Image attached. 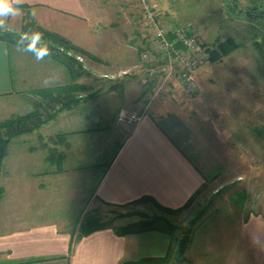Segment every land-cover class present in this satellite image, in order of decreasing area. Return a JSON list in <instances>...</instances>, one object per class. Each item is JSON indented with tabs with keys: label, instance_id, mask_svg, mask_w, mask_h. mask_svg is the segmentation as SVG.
<instances>
[{
	"label": "rangeland",
	"instance_id": "374dc122",
	"mask_svg": "<svg viewBox=\"0 0 264 264\" xmlns=\"http://www.w3.org/2000/svg\"><path fill=\"white\" fill-rule=\"evenodd\" d=\"M93 1L96 13L94 51L86 55L60 48L64 54L76 61L74 76H71L70 70L64 64L35 52L44 44L49 48V44L53 45L52 48L60 46H55L54 42L37 35L32 27L26 31L0 29V32L13 34L14 39L8 44L11 63H14L16 51L19 50L26 53L23 57L27 61L32 59L36 64L41 60L50 62L48 74L52 76L47 80V86L31 84L28 90L16 92L12 97H0V121L31 112L40 100L37 89L58 86L56 83L63 85L73 82L83 89L77 94L81 101L72 106V111L68 113L69 118L72 120L79 115L88 114L89 120L91 118L95 122V134L103 138L100 142L96 139L89 140L88 134V140L83 141L81 146L95 144L98 150H103L95 152L94 148H82L84 154L83 158L80 157L83 159L81 162H78L79 157L65 158L63 170L60 171L62 174L57 175V179L51 176L50 180L45 178L29 182V198L34 203L37 200L40 209L47 208L48 212L41 215L44 219L55 221L63 231L75 230L80 218L92 210L98 211L102 220L111 227L125 226L143 220L146 218L145 214L150 216L159 213L149 203L115 206L96 199L90 201L92 181L86 178L89 174H96L114 155L117 141H112L113 135L115 134L118 141L122 137V134L115 131V125L125 128L129 133L135 124L116 122L118 125H113L111 118L114 115L122 110L139 112L131 106L132 103H149L152 96L158 98L171 95L170 98L177 107L176 103L180 101L182 105L188 98L186 95L195 98L198 93H203L208 96L207 101H202L199 105L192 102L193 112L190 119L197 125L194 127L198 132L194 144L195 154L191 158L208 180L189 207L174 215L164 214V217L174 225L182 227L195 220L185 252L186 261L182 264H221L215 254V242L221 237L241 236L244 222L249 215L264 217V141L254 132L255 129L264 127V24L253 25L245 16V10L250 6L256 8L254 13L263 11L264 0H151L155 5L159 24L180 25L195 34L203 44L206 57L195 66V89L192 91L183 88L176 78L164 79L163 75H157L154 80H145V73L152 65L159 67L165 61L151 53L154 44L150 31L143 26V11L138 0ZM227 37L234 38L239 46L229 54L210 61L207 50L214 48L217 41ZM28 42L34 43L32 50L21 45ZM35 43L40 44L35 47ZM143 52H149L148 59L141 57ZM204 63L206 65L198 75L196 70ZM35 73L39 74L40 70ZM86 99L91 100L85 104L82 101ZM89 106H92L91 112ZM195 109L197 110L194 111ZM115 110L118 111L117 114ZM64 127H68V123L60 124L52 120L43 124L41 130L37 128L14 137L9 142L5 158L10 155L18 159H14L11 167L6 159L5 171L25 168L31 161L30 156L37 158L38 154H46L48 150L42 144L50 145V137ZM11 142L15 144L12 145ZM62 142L64 143L57 141L54 144L56 150L61 148ZM99 145L101 146L98 147ZM63 151L67 156L68 152L65 149ZM74 162H78V165ZM74 166L79 167L78 171L72 172ZM43 167L54 169L55 166L46 164ZM6 177L2 175L0 185L12 178ZM37 185H40L39 188ZM4 193L5 191L3 195ZM172 232L169 235L149 230L126 234L143 239L144 244L153 243L151 247H154V252L150 254L149 247H144L141 250L146 249L149 254H141L133 260L163 256L182 237L180 230L174 229Z\"/></svg>",
	"mask_w": 264,
	"mask_h": 264
},
{
	"label": "crops",
	"instance_id": "0c3cea01",
	"mask_svg": "<svg viewBox=\"0 0 264 264\" xmlns=\"http://www.w3.org/2000/svg\"><path fill=\"white\" fill-rule=\"evenodd\" d=\"M92 1L22 0L20 7L23 14L9 18L5 29L26 31L31 27L36 30L35 27H38L56 33L73 45L92 53L96 33V13ZM8 44L0 40V97H12L16 92L25 91L31 84L47 86V80L51 76L48 74L50 62L41 60L36 64L32 59L27 61L24 59L26 53L17 50L15 61L11 63ZM205 65L204 63L196 70L198 75ZM38 70L40 73L36 74ZM147 87L150 88L149 85ZM170 96H152L149 103H132L131 106L139 110L141 117L131 127L129 134L125 128L115 125L117 115L110 117L111 124L117 129L115 131L122 134V137L118 141L113 135L112 141H117L114 155L96 174H89L86 178L92 181L90 201L96 199L104 204L122 206L147 195L162 206L177 208L206 185L208 179L191 158L195 154L198 129H195L196 124L191 122L190 116L193 112L192 104L199 105L202 101H207L208 96L198 93L195 98H190L186 95L188 98L184 100L183 106L177 101V107ZM90 100L82 102L87 104ZM89 108L91 112L92 106ZM72 109L61 111L53 119L60 124L68 123V127L58 131L66 132L68 138L58 150L65 149L68 152L66 159L83 158L82 148H94L95 152H101L103 149L98 150L95 144L81 146L89 136V140L96 139L98 142L103 138L95 134V122L91 118L89 120L88 114L71 120L68 113ZM114 112L118 113L117 110ZM38 129L41 130V126ZM45 146L46 149L56 148L52 143H43L42 147ZM6 159L11 167L18 158L8 155L3 160L1 174L12 178L2 184L5 193L0 199V264H121L123 261L136 259L141 254L154 252V247H151L153 243L144 244L143 239L117 235L111 228L101 229L72 241V231H63L55 221L44 219L41 214L48 212L47 208L40 209L39 202L36 200L34 203L27 192L29 182L45 178L50 180L51 176L57 179V175L62 174L55 167H43L50 164L48 152L38 154L37 158L30 156V167L27 165L22 169H11L10 172L5 171ZM82 160L80 158L78 162ZM78 162L74 164L78 165ZM77 169L79 167L74 166L71 170L76 172ZM215 243L218 251L215 254L221 264H264V217L249 215L241 236L221 237ZM144 247H149V253H146V249L141 250Z\"/></svg>",
	"mask_w": 264,
	"mask_h": 264
},
{
	"label": "trees",
	"instance_id": "16d2710c",
	"mask_svg": "<svg viewBox=\"0 0 264 264\" xmlns=\"http://www.w3.org/2000/svg\"><path fill=\"white\" fill-rule=\"evenodd\" d=\"M254 6L247 7L245 10V16H247L249 23L251 24H264V10L259 12H253ZM234 11V9H232ZM36 28V34L44 37L43 39H48L53 45L49 44L50 48L47 47V44H44L43 47L39 46L40 43H35V47L39 46L35 52L45 55L55 61H58L64 64L67 69L70 70L71 76H74V71L76 70V64L72 57L67 56L60 50L66 49L78 51L82 54H88L85 50L79 48L78 46L73 45L67 39L62 36L46 31L44 29ZM13 34L11 32H0V40L10 43L13 40ZM21 43V42H20ZM23 43V42H22ZM30 43V44H29ZM34 43L28 42L27 44H21L24 48L32 50L31 48ZM239 43L231 37H227L224 40H219L214 45V48H209L207 51L209 53V60L213 61L221 56L229 54L233 49L237 48ZM42 47V48H41ZM66 53V52H65ZM75 78V77H74ZM83 89L82 86H78L73 82L58 85L51 88L37 89V94L40 97V100L35 104V108L26 113L25 115H18L10 117L4 121H0V174L3 169V160L8 152L9 142L21 134L32 132L33 130L39 128L43 124H46L56 118L58 113L63 110L70 109L72 106L77 104L80 100L77 97L78 92ZM130 132V131H129ZM254 132L258 137L264 141V127L255 129ZM129 134V133H127ZM67 133L66 132H57L54 136L50 137L52 144H55L57 141L66 142ZM57 148V147H56ZM55 147L47 148L48 150V159L50 160V165L55 166L58 171L63 169V160L65 158V152L63 150H56ZM4 192V187L0 185V199L2 198ZM200 192L198 190L196 195ZM196 195L191 196L185 204L177 208H168L162 206L156 202L151 196H142L131 203H149L151 206L156 208L159 213H153L152 215H146L143 220L133 222L131 224L121 226V227H111L100 217L98 211L92 210L87 212L80 218L79 222L76 224V229L72 231V241L73 239H80L84 236H87L95 231L111 228L117 235H126L130 233H137L149 230L159 231L161 233L171 234L172 231L180 230L182 237L179 240H176L175 246L167 249V252L163 256L144 258L140 260H127L123 261L121 264H182L185 259V252L190 241V233L193 227L194 219L189 221L186 227L176 226L171 221H168L164 214L174 215L185 210L192 203ZM129 204V203H128ZM126 205V204H125ZM74 236V237H73Z\"/></svg>",
	"mask_w": 264,
	"mask_h": 264
},
{
	"label": "built area",
	"instance_id": "2783aa9c",
	"mask_svg": "<svg viewBox=\"0 0 264 264\" xmlns=\"http://www.w3.org/2000/svg\"><path fill=\"white\" fill-rule=\"evenodd\" d=\"M143 11L144 28L150 31L154 48L151 53L165 63L159 67H151L145 73V80H154L157 75L164 79L176 78L183 88L192 91L195 88L194 69L196 64L206 57L201 40L180 25H164L157 21L155 5L151 0H138ZM141 57L149 58V52H143ZM140 112L120 111L116 122L131 125L139 121Z\"/></svg>",
	"mask_w": 264,
	"mask_h": 264
},
{
	"label": "clouds",
	"instance_id": "9594fccd",
	"mask_svg": "<svg viewBox=\"0 0 264 264\" xmlns=\"http://www.w3.org/2000/svg\"><path fill=\"white\" fill-rule=\"evenodd\" d=\"M22 0H0V29L6 27L9 18H16L23 14L20 7Z\"/></svg>",
	"mask_w": 264,
	"mask_h": 264
}]
</instances>
